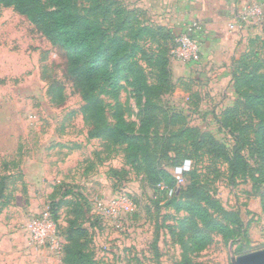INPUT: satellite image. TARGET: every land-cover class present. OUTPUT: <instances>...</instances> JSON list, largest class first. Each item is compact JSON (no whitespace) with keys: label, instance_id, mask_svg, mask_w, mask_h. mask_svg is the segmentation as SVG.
I'll return each mask as SVG.
<instances>
[{"label":"rangeland","instance_id":"rangeland-1","mask_svg":"<svg viewBox=\"0 0 264 264\" xmlns=\"http://www.w3.org/2000/svg\"><path fill=\"white\" fill-rule=\"evenodd\" d=\"M118 1L140 12L143 21L167 25L177 36L178 45L169 52L175 86L162 96V108L184 114L190 126L210 132L232 147L233 137L218 123V116L237 99L231 77L233 58L244 51L250 38H264V7L256 0H237L235 21H226L227 31L235 33L233 39L225 41L224 36L214 34L209 45L176 28L184 23V28L199 30L202 22L191 14L200 0L183 10V0ZM80 10L84 12L82 3ZM143 65L153 81V70ZM57 89L62 92L55 100ZM121 100L128 121L137 130L140 107L126 82ZM83 104L67 60L51 41L26 16L12 7L0 8V178L8 177L6 193L10 197L0 214V264H62L59 246L69 243L74 220L77 227L82 225L88 231L82 240L87 241L95 264H179L183 248L169 226H178L179 219L187 215L166 202L176 189L185 190L191 184V171L225 209L240 211L244 221L243 229L232 238L213 232L210 246L188 252L191 261L235 264L242 255L241 243L247 253L264 249V185L254 178L260 174L261 161L250 149L245 150L248 175L231 183L224 162L205 157L175 164L178 151L162 149L165 125L159 121L155 126L159 136L153 132L146 142L152 155L177 180L174 192L169 189L165 195L149 183L142 161L129 162L122 147L90 137ZM118 198L126 199L128 208L117 218L101 217L97 201L109 205ZM50 209L56 212V219L45 227L43 244L29 224L40 218L42 225L41 219ZM53 233L58 240L48 244Z\"/></svg>","mask_w":264,"mask_h":264},{"label":"trees","instance_id":"trees-1","mask_svg":"<svg viewBox=\"0 0 264 264\" xmlns=\"http://www.w3.org/2000/svg\"><path fill=\"white\" fill-rule=\"evenodd\" d=\"M81 3L84 12L80 10ZM2 7H12L26 16L67 60L69 73L80 88L84 102L81 111L91 126L90 137L122 147L129 162L142 161L149 183L160 192L167 195L177 184L176 178L152 155L146 142L153 132L156 138L159 136L155 126L162 120L165 125V133L160 137L162 149L178 151L175 164L205 157L224 162L231 183H235L248 175L245 150L250 149L261 161L260 174L254 178L264 185L263 37L256 35L247 39L245 50L232 61V85L237 99L218 116V123L233 137L234 144L229 147L212 133L190 126L184 114L165 110L159 103L175 86L169 52L178 43L174 41L177 36L172 29L143 21L140 12L128 9L118 0H0ZM184 33L195 40L192 31ZM147 43L153 47L149 49ZM143 64L153 70V81ZM125 82L132 87L140 107L137 130L128 121L121 100ZM61 92V89L55 90L53 99L61 97ZM103 96L110 100L106 101ZM190 173L191 184L185 190L176 189L175 195L166 202L187 215L179 219L178 226H169L183 248L184 258L179 264H195L188 252H200L210 246L213 232L229 239L244 227L240 211L225 209L201 183L198 174ZM7 179V176L0 178V214L10 201L6 193ZM261 200L264 213V190ZM49 211L55 221L56 212ZM87 234L86 228L77 227L76 220L72 222L69 243L62 244V264H95L87 241L82 240ZM245 248L241 243V254L247 253Z\"/></svg>","mask_w":264,"mask_h":264},{"label":"crops","instance_id":"crops-1","mask_svg":"<svg viewBox=\"0 0 264 264\" xmlns=\"http://www.w3.org/2000/svg\"><path fill=\"white\" fill-rule=\"evenodd\" d=\"M197 1V0H196ZM194 0H183L184 4L180 5V9L187 8L189 3L196 4ZM263 7L264 0H256ZM237 0H200L195 6H192L193 14L191 17L198 18L201 20L202 25L199 27V30L194 28H184L185 24L178 25L176 28L178 30H186L192 31L194 33L195 39H200V41L207 42L209 45L211 44L210 40H213V35L216 34L219 37L224 36L223 40L231 41L233 39L235 33L234 31L228 32L226 27V21L231 20V22L236 19V4ZM177 6V5H176ZM175 6V9H176ZM164 25V24H162ZM167 26V25H165ZM243 32L242 38L243 41L247 40V37ZM247 33V32H246ZM245 43V42H244ZM208 49V47H206ZM245 47H242L245 50ZM210 49V48H209ZM206 50V49H205Z\"/></svg>","mask_w":264,"mask_h":264},{"label":"built area","instance_id":"built-area-1","mask_svg":"<svg viewBox=\"0 0 264 264\" xmlns=\"http://www.w3.org/2000/svg\"><path fill=\"white\" fill-rule=\"evenodd\" d=\"M258 12L260 13V9H258ZM161 188H165V186H161ZM169 191H170V193L174 192V190H172V189ZM96 205H97L98 212L101 216H108V217L112 216L113 218H117L122 211H124L125 209L128 208L127 201H126V199H123V198H118V199L114 200L109 205H106L104 202L99 200V201H97ZM38 219H40V218L33 219L29 225H30V228L37 233V235H41V239H42V242L44 244V242H45L44 239L47 237V235L45 233L46 232L45 227L50 226L51 225L50 222H52V223H54V222L52 221L50 213L44 214L43 219H41V220H43L42 225ZM48 220H50V221L48 222ZM44 222H46L45 223L46 226L44 225ZM53 235L54 236L50 237L51 239L48 242V244H51V241L54 243L57 242L58 236L56 235V233L55 234L53 233ZM61 251H62V245L59 246V253H61Z\"/></svg>","mask_w":264,"mask_h":264},{"label":"water","instance_id":"water-1","mask_svg":"<svg viewBox=\"0 0 264 264\" xmlns=\"http://www.w3.org/2000/svg\"><path fill=\"white\" fill-rule=\"evenodd\" d=\"M187 161L186 165H188ZM235 264H264V249L251 251L239 255L235 259Z\"/></svg>","mask_w":264,"mask_h":264}]
</instances>
